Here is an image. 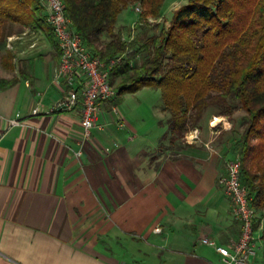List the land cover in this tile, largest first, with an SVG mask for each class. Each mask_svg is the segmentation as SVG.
<instances>
[{
	"label": "crops",
	"instance_id": "0c3cea01",
	"mask_svg": "<svg viewBox=\"0 0 264 264\" xmlns=\"http://www.w3.org/2000/svg\"><path fill=\"white\" fill-rule=\"evenodd\" d=\"M6 24L13 30L0 54V79L11 82L0 87V264H225L202 239L231 245L242 232L221 185L231 122L202 118L187 144L172 149L163 142L165 112L155 105L137 116L122 93L102 102L83 140L81 107L63 108L66 87L55 80L54 35ZM262 247L251 264H264Z\"/></svg>",
	"mask_w": 264,
	"mask_h": 264
},
{
	"label": "trees",
	"instance_id": "16d2710c",
	"mask_svg": "<svg viewBox=\"0 0 264 264\" xmlns=\"http://www.w3.org/2000/svg\"><path fill=\"white\" fill-rule=\"evenodd\" d=\"M164 1L64 0L90 52L115 60L110 81L118 94L161 90L160 110L169 115L174 139L198 127L210 106L220 108L217 116H230L238 105L245 111L236 153L228 151L241 160V179L259 213L258 226L264 218V0H188L174 11L169 26L139 46L116 30L120 13L131 4L139 3L140 18L148 21L161 16ZM7 21L54 35L39 0H0V43ZM103 35L110 40L100 47ZM140 54H145L142 62L133 64ZM10 83L0 79V87Z\"/></svg>",
	"mask_w": 264,
	"mask_h": 264
},
{
	"label": "built area",
	"instance_id": "2783aa9c",
	"mask_svg": "<svg viewBox=\"0 0 264 264\" xmlns=\"http://www.w3.org/2000/svg\"><path fill=\"white\" fill-rule=\"evenodd\" d=\"M45 8L47 20L53 27V33L60 49V62L55 72L57 83L66 87V99L63 108L72 110L81 107V126L83 140L91 137L97 114L103 101L117 96V89L110 81V71L115 60L105 61L93 55L85 45L71 17L66 12L64 0H39ZM141 11L140 6L137 7ZM37 112V109L34 110ZM13 125L18 121L10 120ZM77 155L82 154L79 150ZM241 160L229 157L226 160L227 174L221 179L225 194L233 203V212L241 222L242 232L239 239L231 245H219L212 239L203 238L202 242L213 246L221 255L225 264H251L257 252L262 249L256 237L259 213L252 203L248 188L241 179ZM264 218L261 219L262 224ZM160 228L157 227L156 231Z\"/></svg>",
	"mask_w": 264,
	"mask_h": 264
},
{
	"label": "rangeland",
	"instance_id": "374dc122",
	"mask_svg": "<svg viewBox=\"0 0 264 264\" xmlns=\"http://www.w3.org/2000/svg\"><path fill=\"white\" fill-rule=\"evenodd\" d=\"M188 0H165L162 6V14L159 18H149L148 21L142 20L140 17L141 11L137 10V7L141 5L138 3L131 4L128 8L124 9L119 17L116 24V30H120L122 32L123 38L128 41L136 40L137 45H141L143 43V39L147 38V36L158 35L161 27L169 26L170 20L173 16L174 11L180 6L186 4ZM142 10V9H141ZM4 32L12 31L13 28L5 24ZM110 40L108 35H103L99 41V46H105ZM3 47L0 48V54L5 49H9L6 45V41ZM6 47V48H5ZM30 48V44L28 45ZM145 54H140V56L133 61V64L141 63ZM0 65H1V56H0ZM121 81V77L118 76L115 78L114 84L118 85ZM123 97H129V105L128 108L132 109L133 113L137 116H145L149 114V110L157 105V109L159 111L161 109V103H163V98L161 94V90L157 88L144 87L136 93H128L123 95ZM234 104V103H233ZM235 105V104H234ZM219 107L210 106L205 111L203 118L205 120H213L215 119L214 115H217L219 111ZM163 112V111H162ZM245 115V111L239 107L234 110V112L230 116H225V121H230L231 125L229 128V135H224L225 138L229 141V151L233 154L236 153V143L238 139H240V135L244 130L243 116ZM168 114L165 112L163 116V122H168ZM219 124V121L215 120L213 125ZM219 128H222L219 126ZM164 144L169 148L183 147L186 145L185 136L181 138H175L174 134L169 130L167 132L166 137L164 138ZM163 144V145H164ZM171 149V150H172ZM235 151V152H234ZM262 232L258 233L256 230V237L258 238L259 245H262ZM262 242V243H261Z\"/></svg>",
	"mask_w": 264,
	"mask_h": 264
},
{
	"label": "bare ground",
	"instance_id": "6f19581e",
	"mask_svg": "<svg viewBox=\"0 0 264 264\" xmlns=\"http://www.w3.org/2000/svg\"><path fill=\"white\" fill-rule=\"evenodd\" d=\"M220 123V122H219ZM216 125H218V123L216 124ZM215 126V125H214Z\"/></svg>",
	"mask_w": 264,
	"mask_h": 264
}]
</instances>
